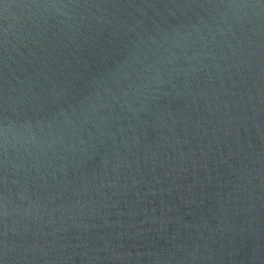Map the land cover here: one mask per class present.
I'll use <instances>...</instances> for the list:
<instances>
[{
  "label": "water",
  "instance_id": "1",
  "mask_svg": "<svg viewBox=\"0 0 264 264\" xmlns=\"http://www.w3.org/2000/svg\"><path fill=\"white\" fill-rule=\"evenodd\" d=\"M0 264H264V0H0Z\"/></svg>",
  "mask_w": 264,
  "mask_h": 264
}]
</instances>
